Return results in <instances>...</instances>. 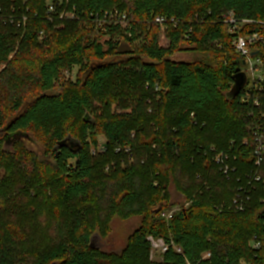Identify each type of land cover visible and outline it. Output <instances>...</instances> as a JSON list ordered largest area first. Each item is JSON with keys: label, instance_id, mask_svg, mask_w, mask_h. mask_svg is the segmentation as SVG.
<instances>
[{"label": "trees", "instance_id": "trees-1", "mask_svg": "<svg viewBox=\"0 0 264 264\" xmlns=\"http://www.w3.org/2000/svg\"><path fill=\"white\" fill-rule=\"evenodd\" d=\"M45 3L0 0V161L41 138L51 161L38 162L43 175L62 182L65 203L81 202L37 264H154L149 236L170 246L160 264H264V185L247 186L258 171L252 126H264V81L258 107L241 101L244 89L227 98L241 62L226 23L233 14L254 21L244 35L264 33V0H70L79 17L70 24L81 27L66 40L52 30ZM114 8L129 25L93 36L96 18ZM157 17L168 20L166 46ZM25 30L26 43L46 33L29 55L25 45L16 52ZM103 35L110 39L102 43ZM189 52L203 58L173 60ZM262 60L264 67V50ZM75 69L76 80L66 81ZM100 135L106 152L93 155ZM221 152L230 155L228 176L214 160ZM173 186L188 206L167 221ZM246 187L249 202L237 212L233 200ZM136 217L142 227L120 254L91 247L95 234L110 236L115 219ZM17 249L0 232V264H18Z\"/></svg>", "mask_w": 264, "mask_h": 264}, {"label": "rangeland", "instance_id": "rangeland-1", "mask_svg": "<svg viewBox=\"0 0 264 264\" xmlns=\"http://www.w3.org/2000/svg\"><path fill=\"white\" fill-rule=\"evenodd\" d=\"M69 2L70 0H46L45 3L46 18L53 24L52 30L58 31L65 38L63 40H66L71 32L79 30L81 27L70 24L71 22L77 23L79 17L71 9ZM52 6L55 9L52 13H49ZM94 24L93 36L108 32L104 31L105 29H102L98 22ZM99 29L102 30L99 32ZM25 36L26 30L19 33L16 52H19L25 45L27 53L24 54L29 55L37 48L43 47L46 33H41L38 36L37 43H26ZM109 39V35H103L101 42L104 43ZM160 44L162 46L168 44L165 28H161ZM202 58L203 55L201 54L189 52L177 54L173 57V60L177 62H198ZM3 68L2 66L0 71ZM76 75L77 69L72 72L70 77H66V81L74 82ZM3 95L7 100L8 92L4 90ZM99 114H101V111ZM105 143V138L100 135L98 146ZM16 155L8 164L0 161V232L3 236L16 240L17 253L20 255L18 264H37L42 260L46 250L51 248L55 240L58 239L57 228L63 226V224H72L74 210L80 206L81 202L65 203L62 182L55 177L48 178L43 175L44 173L38 166V162L49 164L51 161L41 138L38 139V143L26 141ZM170 192L172 202L176 204L170 210L171 212L176 213L183 205L188 206L183 197L176 192L174 186L171 187ZM96 218L93 217V224L97 226L104 224L101 223L99 218ZM142 224V217L132 218L124 222L115 219L110 236L107 239H98L101 248L104 251L120 254L126 245L127 238L140 229ZM83 225V231L86 232L89 227L86 226V223H83ZM149 238L150 236L148 241H150ZM150 261L154 264L162 262L161 251L153 249L152 244Z\"/></svg>", "mask_w": 264, "mask_h": 264}, {"label": "built area", "instance_id": "built-area-1", "mask_svg": "<svg viewBox=\"0 0 264 264\" xmlns=\"http://www.w3.org/2000/svg\"><path fill=\"white\" fill-rule=\"evenodd\" d=\"M54 9V6H52L49 9V13H52ZM96 22L99 23L102 29L117 26L126 28L129 25V18L125 12L114 8L105 12L103 16L97 17ZM155 22L160 25L161 28H165L168 20L164 17H157ZM171 22H174V20H171ZM226 23L229 24V32L233 35L232 47L240 58V72H244L247 75V84L244 87L245 92L241 96V101L246 104L252 103L254 106L258 107L260 105V101L256 93L262 92L263 89L259 82L264 81V67L262 60V51L264 50V33L253 32L244 35L243 33L245 27L253 24L254 21L245 19L239 20L233 14L230 15ZM71 74L72 72L69 71L65 73L66 77H70ZM191 116L194 118V114ZM252 130L256 143L254 147V156L258 171L249 176V182L247 186H253V184L256 183H263L264 185V126L259 121H253ZM129 151L130 149H126V152ZM105 152V144L95 148L93 147L91 150L93 155L98 153L103 154ZM214 160L225 175L228 176L234 170L229 164L230 155L228 153H218L216 154ZM249 199L250 192L247 191V187L242 188L241 194H238L233 200V207L231 208H234V210L237 212H245ZM174 214L175 213L173 211H169L163 212L161 216L169 221L172 219ZM149 240L153 249L160 250L162 254L166 253L170 248V246L166 244L163 239H155L154 237H150ZM261 247L262 242L255 238L253 248L260 249ZM174 248L178 253H182L179 247L174 246ZM207 257H209V254L205 255V258Z\"/></svg>", "mask_w": 264, "mask_h": 264}, {"label": "water", "instance_id": "water-1", "mask_svg": "<svg viewBox=\"0 0 264 264\" xmlns=\"http://www.w3.org/2000/svg\"><path fill=\"white\" fill-rule=\"evenodd\" d=\"M233 82L234 83H233L232 89L227 94V98L230 100L235 99L237 96H239L240 93L242 92V90L244 89V87L246 86V84H247L246 73L238 72L237 74H235L233 77ZM99 238L102 239L98 233L93 236V238L91 240V247L101 249L102 251H104L99 244V241H98ZM126 244H127V241H126ZM125 247H126V245H125ZM125 247H124V249H125ZM104 252L111 253L108 251H104Z\"/></svg>", "mask_w": 264, "mask_h": 264}]
</instances>
